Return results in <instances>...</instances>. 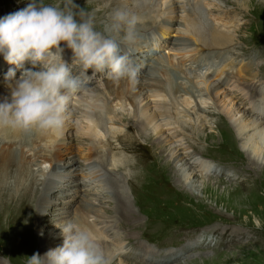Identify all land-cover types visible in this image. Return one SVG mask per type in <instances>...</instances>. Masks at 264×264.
Returning a JSON list of instances; mask_svg holds the SVG:
<instances>
[{"label":"rangeland","instance_id":"rangeland-1","mask_svg":"<svg viewBox=\"0 0 264 264\" xmlns=\"http://www.w3.org/2000/svg\"><path fill=\"white\" fill-rule=\"evenodd\" d=\"M252 1L254 2V0H138V2L133 3V7L137 5L136 7L139 8L142 2L152 6V13L149 15L148 21L155 25L165 18L167 20V7L179 5L182 8L176 11L175 20L173 17L172 27L168 30L169 41L151 57L155 60L157 56L166 57L168 61L173 63L174 68L171 63H168V69H166L175 85L183 83L194 93L206 91V84L210 87L216 85L218 83L217 78L210 79L207 69L198 67V72L190 70L188 72L189 66L183 68L179 64L182 60L192 59L190 55H195L198 49L199 54L196 56L201 57L209 56L206 53L214 50L215 53L222 52L224 57H221V60L218 59V63L209 60L210 66H215V70L221 71L220 65L232 62L234 65L231 68L236 71L248 62L247 59H250L249 61L252 63L250 73L254 72L248 76L247 83L252 88L262 89L261 91L264 93V17L260 16V12L262 14L264 11L262 8L264 3H261L264 0L261 2L255 0L256 10L254 12L249 11ZM32 2L33 0H0V18L15 14L25 9ZM42 2L46 5L63 7L65 0H42ZM35 3L39 5L40 0H35ZM73 4L77 6L75 11L82 9L88 14L93 13L91 8H99L95 0H73ZM240 5H243L242 11ZM122 10L126 11V6ZM192 13L200 22V28L208 27L218 33L231 35L229 46L212 50H203L201 45L200 47L197 46L191 27L184 22V17H187L186 15L191 16ZM222 16L226 18L224 19ZM227 16L234 19L231 20L233 24L230 28L223 27V23L229 19ZM221 17L222 19H220ZM104 20L98 24L108 29L110 19ZM138 34L141 37L147 35V39H152V44L156 45L154 43L156 41L155 34L150 33L148 35L145 30ZM176 41H184L189 46L176 48L173 45ZM61 46H65L63 42ZM130 61L132 64H136L133 63L132 59ZM65 62L68 63V61ZM178 66L182 67L183 72L190 73L188 78L192 79L191 84L186 78V74L179 71ZM12 69L17 74L15 66ZM38 70L39 67L34 68V71ZM8 72L4 74L7 76ZM75 72L76 74H74ZM75 72L72 73L74 76L81 75L82 80L84 79L81 70L77 69ZM106 79L102 76L96 77L92 83L83 89L81 88L80 93L74 97L65 114V122L68 123L65 134L69 137V144L62 145L58 149L59 155L63 159L58 168L60 171L66 169L70 164L69 160L79 162L71 173L59 172L52 177L53 184L51 187L54 189L61 187L65 199L72 203L70 205L72 212L64 221L79 225L77 215L79 216L83 207L82 198L85 197L84 194L88 195L86 193L88 191L85 189L95 186L90 179H87L90 177L88 174L94 173L92 176H96V174H105L106 176L107 174L114 177L115 181L113 182H120L122 187L119 189L122 190V197L132 205V212L135 214V218L129 227L123 226L122 228L121 225L113 223L114 234L111 231L107 232L109 240L107 244L102 243L100 238L99 245L106 256L111 258L110 264H159V261L164 258L163 254L166 253L175 255V258L162 264H264V149L261 148V152L255 156V160L258 162L250 166L247 157H245L250 148L245 143L247 140L243 135L245 131L240 129L239 123L240 121L243 123L258 121V114L264 113V100L251 99L246 95V92H240L245 88L243 89L241 85L242 78L236 76L235 82H232L234 84L227 86L222 91L232 94L226 99H224L223 93H220L216 101L207 96L199 98L189 96L187 98L189 106L180 101L183 100L180 98L176 105L177 109H174L172 105H169L172 103L169 97L144 95L136 100V106L130 105L129 102H127L128 104L113 105L114 113L109 115L111 119H106L108 115L105 107L110 101L106 95L96 93L97 91L99 93L104 92L106 84L112 82ZM142 79L143 77H140L139 81ZM8 84L9 81L0 87V91H3ZM239 87L243 90L238 89ZM115 91L117 92L118 89ZM123 98H126L125 94H123ZM138 111H142L150 118V126L142 133L151 142H158L161 146L163 145L159 149L156 146V150H143L142 148L135 150L136 146L139 147V144H143L138 137L139 133L136 128L137 123H139L137 121L139 117H136ZM176 113H179L180 123L175 122V119H178L175 117ZM90 115L102 117L101 121L96 123ZM219 115L224 116L226 123L229 122L227 129L231 127L230 130L218 129ZM139 119L146 121L144 116ZM168 124L172 132L179 135L180 138L182 137L183 147H180V143L174 139L172 140L173 137L169 131H165ZM173 128L174 130H172ZM87 129L95 136L86 139L87 136L84 131ZM87 135H89L88 132ZM131 141L135 145L134 150L125 149L126 144ZM219 146H224L228 150L213 148H219ZM94 148L98 154L96 159L94 150H88ZM182 148L187 150H181ZM47 150L49 151L48 148ZM152 151H155L154 158L145 168L147 178L149 176L148 181L171 186H168L167 190L157 189V191L159 190L158 195L148 193V197L145 198L143 191L131 187V182L137 174L133 166L141 156L152 154ZM181 151L194 153L190 163L185 159H177ZM230 151L238 156L240 161L235 159L234 163H231L229 160ZM89 157L94 159L92 164L87 162ZM51 162H37L35 166L33 165L35 179L39 181V183L37 181L36 186L38 189L40 187V192L44 190V182L51 177L53 165ZM88 165H93V170H86ZM105 176L101 177L105 179ZM101 177L99 176V179ZM75 181H77V185ZM110 185L108 184L106 187L113 189L114 187ZM93 191H89V195ZM57 193L59 191L52 192L48 198H43L44 201L46 199L51 202L44 228H39L40 223L36 221L39 210L35 208V205L27 207V209L29 208V215L14 220L29 224L34 229V234L38 235V238L40 237L39 244L48 241L53 233L59 229L58 223L61 220H58L55 215L59 212V207L65 206V204L62 203L64 199L62 202L53 201ZM98 196H102V194ZM157 196L158 199L155 200ZM0 199V202L6 205V215L0 219V264H28L29 257L38 253L32 245V241L30 240V243L25 245L22 241L23 237H21L22 232L18 233L16 238L8 239L4 230L9 219L11 221L10 217H16L18 214V206L14 203L19 199L8 200L9 198L1 195V193ZM86 199L90 201L89 197ZM91 202L95 205L96 216L103 218H108L118 207L116 204L111 205L112 200L104 202L91 200ZM22 203L19 200L18 204L21 205ZM93 217L90 218L89 223L84 224L81 228H86L92 233L96 229L95 223H93L96 218ZM149 223L150 226L148 227ZM64 224L62 223V226ZM130 236L142 240V243H139L142 246L140 245L141 248L137 249L135 254L131 256L132 259L128 257L125 259L124 256L120 257L118 254L122 252L124 255L134 251L131 249L132 246L124 245L121 250L115 244L120 240H128ZM96 241L98 240L96 239ZM139 255L145 258L139 259Z\"/></svg>","mask_w":264,"mask_h":264},{"label":"bare ground","instance_id":"bare-ground-1","mask_svg":"<svg viewBox=\"0 0 264 264\" xmlns=\"http://www.w3.org/2000/svg\"><path fill=\"white\" fill-rule=\"evenodd\" d=\"M261 1L262 0H260L259 2H261ZM95 2H96V5L99 6V8L98 7H97L98 9H95L96 7L91 8L92 12H93L91 15H93V17H94L95 24H96L95 25L96 30L101 31V32L105 31L104 32L105 35H109L110 33L107 31V29L103 28L104 26L102 27L98 23L100 21H103L104 19H110L111 14L116 9H120V8L124 9L126 6V11L132 15L137 16L138 21H139L137 24V39H136V41L132 44H127L125 46L121 45V49H123L122 54H124V52H127L130 55V58L132 59V61L136 63V65L138 66V69H139L138 77H139V79H140V77H143V79L140 81L138 79V83L135 86H130L126 80H122L118 85L114 84L113 82H108L106 84V88H105L104 92H100V93H99V91L96 92L98 95H100V94L106 95V98H108V100L110 101L109 104H107L105 107L107 115H108V118H106V119H111V116H109V115L114 113L113 107H112L113 105L126 104L127 102H129L130 105L136 106V104H135L136 100L139 97H143L144 95H148L150 97H158V96L169 97L171 99V102H172L169 105H172V107L174 109L176 108V105L179 103L178 101L180 98L181 99L183 98V100H180V101H182L186 106H189L190 105L189 101L187 102V98L189 96H192V97L197 96L198 98L207 96L209 99L216 101L219 98L220 93H223L222 91H224L227 88V86H232L234 84L232 82L236 79V76H238L239 78L240 77L242 78L241 85L243 86V89L245 88L243 90L242 88L239 87L238 89L243 90L240 92H246V95L249 96L251 99L256 98L258 101H260V100L262 101V99L264 100V93H262V91H261L262 89L259 90L256 87L252 88L247 83L248 82V76L249 75L251 76V74L254 72L253 71L252 73H250L251 72V64H252L249 61L250 59L249 60L247 59L248 62L246 64H244L242 67L240 66L238 69H236V71L232 70L231 67L234 64L231 62L230 64L220 65L222 69H220L221 71H219L217 69L219 71L218 72L217 70H215V66H212V65L210 66V63L212 61H213V63H218L217 61H218V59L221 60V57H223V53L222 52L215 53V52H213L214 50L209 51V52L206 51L207 53L206 52L205 53L209 54V56L204 55L201 57V56H196L197 54H199V49H198L196 52L194 51L195 55H193V56L190 55V57H192V59L190 58L189 60H186V59L182 60L179 64H181V66L183 68L185 66H187V67L189 66L188 72H189V70L193 71V72H198V69H199L198 67H203V68L207 69V71L209 72V78L210 79H212V78L216 79L217 78L216 80L218 83L216 85H213L210 87L206 84V91H197L196 93H194L193 91H190L189 87H187L185 84L179 83V84L175 85L171 81V77L167 71V69H168L167 65H168V63H171L172 67L174 68L173 63L171 61H168V59L166 57L157 56L156 57L157 59L155 60V58L154 59L151 58L152 56H150L149 54L150 53H152V54L156 53L160 48L165 46L167 44V42L169 41L168 40V30L170 29V27H172V22H173L172 20H173L174 15L176 14V11H178L181 8L179 5H173V6L167 7V9H166L167 10V12H166L167 20H165L166 19L165 18L163 21H160L157 25H155V24H152L148 21V19H149L148 17L152 13V11H151V9H153L152 6L150 7V5H148V4L146 5L142 2L139 8L136 7L137 5L135 7H133V3L138 2V0H95ZM254 2H255V0H254ZM254 2L253 1L251 2L250 8H249V11H251V12H254L256 10V8H255L256 5H254ZM261 3H264V1H262ZM244 4H245V6L247 5L246 1ZM255 4H257V3H255ZM243 5L239 6L241 8V11L243 9ZM259 6H261V5H259ZM262 8H264V5L262 6ZM254 14H256V13H254ZM263 14H264V11H262V14L260 12L261 17H264ZM108 15H110V16L108 17ZM189 15H191V14H189ZM186 16L187 17H184L185 18L184 22L186 25L191 27V29L193 31L194 39L196 41L195 43L199 47L201 45V49L212 50V49L219 48V47L221 48V47H225V46L228 47L229 46V43L231 41V37H230L231 35H228L227 33H224V34L218 33L217 31H214L213 29L208 28V27H205V29H202V28H200V25H201L200 22L197 20L195 15H193V13L191 16H188V15H186ZM222 17L220 19H222ZM234 17H236V16H234ZM227 18H229V16H227ZM174 20H175V17H174ZM218 20H219V18H218ZM231 20H234V19L229 18L226 22L223 23V27L230 28L231 24H233ZM248 21H250V20H248ZM104 22H105V20H104ZM109 23H110V21H109ZM142 30L143 31L145 30L148 35H150V33L155 34L154 36H156L155 37L156 41L154 43L156 45L152 44V42H151L152 39L151 40L147 39V35H144L143 37H141V35L138 34ZM122 36L123 35L121 34V37ZM173 45H175L176 48L177 47L183 48V47L189 46V44L184 43V41L183 42L176 41ZM61 47H64V49H65L64 52L62 53V58L66 59L68 61V63H67L68 65H71L72 64V55H73L72 51L67 49L66 46H61ZM230 48H232V47H230ZM221 51H222V49H221ZM229 51H230V49H229ZM259 56H260V54H259ZM187 57L188 56H186V58ZM150 58H151V60H150ZM209 60L211 62H209ZM10 67L14 68V65L11 66V65H8V63H7V65H6L7 70L0 71V72L2 74H4L5 72L9 71ZM38 67H39L38 71H40L41 66H38ZM182 67L178 66V69L180 72H183ZM35 69H36V67H35ZM77 69H79V68L74 67L72 69V73H74V71H76ZM175 70H176V68H175ZM224 73H225V75H224ZM183 74H186V76H187L186 78L190 81V84H191L192 79L188 78V74H190V73H185V71H184ZM87 75L92 76V70L91 69L88 70ZM178 75H179V73H178ZM82 76H84V75H82ZM101 76L106 77V75L104 73H97L96 75L92 76V78H89V79H86L84 76V79L82 80V88H84L88 84L92 83V81L95 80L96 77H101ZM106 80H108V79H106ZM205 83H203V84H205ZM115 89H118V91L116 92ZM204 89H205V86H204ZM123 94L126 95L125 99L123 98ZM223 94H224V99H226V98H228V96L232 95L231 93H229L230 95L227 93H223ZM6 97L10 99V88H9V86H7L3 91H0V102H3L4 98H6ZM238 97H236V98L238 99ZM178 107H179V105H178ZM167 108L170 109V107H167ZM143 116L146 118V121L139 119ZM90 117H92L91 119L93 121H95L96 123H98L99 120L101 121V118H102V117H98L96 115L95 116L90 115ZM136 117L137 118L139 117L137 120V121H139V123H137V126H136L137 132L139 133L138 137H139V139H141L140 141H142L141 143H143V144H139L138 145L139 147H137V146L135 147V145L131 141V142H129V144H126L127 147H125V149L134 150L133 147H135L136 148L135 150H140L141 148L143 150H148V149L149 150H156V146H157V149L162 147L163 145L161 146L160 143H158V142L157 143H155V142L153 143V141L151 142L142 133L150 126V118L147 117V115L145 113H142V111H140V112L138 111ZM175 117L178 118V119H175V122L180 123L181 119L179 117V113H176ZM257 118H258V121L252 122V123H245V122L243 123L241 121L239 122L241 125L240 129L242 128L243 132L245 131V133L243 134L247 139L245 143L250 148L249 152H247L245 154V157H247L246 159L248 160L250 166L253 163L256 164L258 162L255 160V156L261 152V150H260L261 148L264 149V113H259ZM227 123H229V122L227 121ZM227 123H226V121H224V116H220V115L218 116V120H217L218 129L226 130L227 129ZM67 128H68V123L65 122L63 128L60 130V132L58 134L49 132L47 134L32 133V134L28 135V134L13 133L10 131H0V193H1V195L5 196L6 198H9L8 200L19 199L23 202L21 205H19L18 204L19 200L15 201L14 204H17V206H18L17 207L18 214L16 215V217H13V216L10 217L11 221L9 219V223L7 224L6 227H4V230L8 236V239L16 238V235L18 233L22 232L21 237H23V239H22L23 243L25 245H28L30 243L29 241L31 240L32 245H34L35 249L37 250V252L40 254L41 257H43L47 251L53 250L57 247L62 246L64 237L62 235L61 229L59 228L57 230V232H54L48 241L46 240L45 242H42L41 244H39L38 241L41 239H40V237L38 238V235L36 236L34 234V232H33L34 229H32V227H30L29 224H27V223L24 224L22 222H16L14 220H16L17 218H20V217H24L25 215H29V208L27 209V207H33L35 205V208L39 210L38 215H36L37 216L36 221H38L40 223V225L38 224L39 228L40 227L44 228V226H45L44 224L47 221L46 217L48 214V208L50 207L51 202L46 200V199L44 201L43 198H45V197L48 198V197H50V194L52 192L54 193L56 191H59V193L55 194L53 201L57 200V202H62V199H64V202H62V203L65 204V206L59 207V212H57L55 216L58 217V220H61V222L58 223L59 226L62 227V223H65V224L67 223L64 220H66L65 218H67L68 214H70L72 212L70 209V205L72 203L68 199H65L66 197H65V194L63 193V190L61 189V187L57 188V189L56 188L54 189L51 187L53 184V178L52 177L55 176V174H57L59 172H63V174L71 173V171L76 168V165L79 162V161H74V160L70 161L69 160L70 164L68 165V167L66 169H63V170L61 169V171H60V169L58 168V165L63 160L61 158V156L59 155L60 153H59L58 149L62 145L65 146V145L69 144V137L65 134V130ZM96 128H97V125H96ZM228 129L230 130L231 127H228ZM172 130H174V128ZM165 131L166 132L169 131L170 134H172V137H173L172 140L174 139L175 141L180 143V147H183V144L181 142V141H183L182 137L180 138L179 135L172 132L169 129V124H168V127L166 128ZM87 132L89 135H87ZM84 134L87 136L86 139H88L89 137L95 136V134H93L89 129L85 130ZM238 139H240V138H238ZM234 140H236V139H234ZM44 147L46 150L44 149ZM47 148L49 149V151L47 150ZM213 148L216 150H228L224 146H219V148H216V147H213ZM88 150H94L95 159L98 157V154L96 153L95 148L94 149H88ZM181 150H187V149L182 148ZM193 154L186 153V151H181V153L179 154V157L177 159H180V160L185 159L187 162L189 161V163H190ZM154 155H155V151H152V154L149 153V154H146L145 156L144 155L141 156L137 160V162L134 164L135 166H133L135 168V170L137 171V174L131 182V187L135 188V189H140L141 191H143L145 193V198L148 197L149 194L158 195L159 190L157 191V189L167 190L166 188H168V186H171V185L164 184V183L156 184V182H154V181H152V182L148 181L149 176L147 178L145 168H146L148 163L152 162ZM233 155H234L233 152L230 151L229 160H231V163H234L235 159H237V161H240L238 156L234 155L235 156L234 157ZM85 157H86V155H85ZM93 160L94 159H90V157H89L87 162L92 164ZM47 161H52L51 164H53L52 170H51V175H50L51 177L47 181L44 182V184H45L44 190L42 192H40L41 191L40 187L38 189L36 186L38 180L35 179V174L33 173V165L35 166L37 162L39 163V162H47ZM92 166L90 165L88 168H86V167L85 168H86V170H89V169L93 170ZM74 171H76V170H74ZM93 174L94 173H89L88 175H90V177H88L87 179H90L91 183L95 184V186L94 185L91 186V183H90L91 188L89 187L90 189L89 188L85 189V191H88V192H86V193H88V195L84 194L85 197L82 198L83 199L82 201H84V203L82 202L83 207L81 209V213L79 214V216L77 215V219H78L77 222L79 223L78 226L82 227L84 224L89 223L90 218L95 216L96 219H95V222L93 221V223H95L94 227L96 229H94L92 234H93L94 238H96L98 240L97 241L98 243H99L100 238H101V242L104 244H107L109 241L107 232L111 231L114 234L113 223L121 225L122 228H123V226L129 227L131 225L133 219L135 218V214H133V212H132V205L122 197V192H121L122 190L119 189L122 186H121L119 181L113 182L115 180H114V177L111 175L106 174V176H105V174H103L105 176V179H104L103 177H101V176H103L101 174L100 175L96 174V176H92ZM99 176L101 177V179H99ZM75 182L77 185L78 184L77 181H75ZM38 183H39V181H38ZM115 183H117L118 185ZM108 184H111L114 188L108 189V188H110V187H106V186H108ZM255 187L257 188V185H255ZM171 189H172V191H174V189L172 187H171ZM92 190H94L95 192L93 191L89 195V191H92ZM99 194H102V196H98ZM161 194H165V193H161ZM111 195H112V197H110ZM255 195H256V193H255ZM87 197L90 198V201L89 200L87 201V199H86ZM150 198L151 197L149 196V199ZM156 199H158V196L155 197V200ZM91 200L92 201L93 200H96V201L101 200L103 202L106 200H108V201L112 200L111 205L116 204V205H118V207H117V210L113 211L112 214H110L108 218L99 217L98 215L96 216V214H95L96 208H95L94 203L91 202ZM5 210H6V205L4 203L0 202V219H2L6 215ZM117 218H118V220H117ZM6 221L8 222V219ZM33 221H34V219H33ZM149 226H150V223L148 224V227ZM123 237H125V236H123ZM147 239H149V238H147ZM128 240H126V241L120 240V241H118V243L115 244V246L117 248L119 247L121 250L124 247V245L132 246L131 249H133L134 251L129 252L128 254H124V255L122 254V252H120L118 254L120 257L124 256L125 259H128V258L132 259L131 256L133 254H135V251L137 249L139 250V248H141L142 245L139 243H142V240L135 239V237H132V236H130ZM147 242H149V241H147ZM163 255H164V258L162 260H160L161 262L159 261V264L170 262L173 260V258H175V255L173 256V254L170 255L169 253L168 254L166 253ZM6 256L9 257L8 254H6ZM141 257L145 258L142 255L138 256L139 259ZM109 259H111V258H109ZM11 261H12V259H11Z\"/></svg>","mask_w":264,"mask_h":264},{"label":"clouds","instance_id":"clouds-1","mask_svg":"<svg viewBox=\"0 0 264 264\" xmlns=\"http://www.w3.org/2000/svg\"><path fill=\"white\" fill-rule=\"evenodd\" d=\"M73 0H65L63 7L46 5L35 0L25 9L0 18V55L16 69H25L29 62L40 71L25 69L19 79L9 69L10 99L0 102V131L19 134L59 133L65 114L82 88L79 76L72 69L79 68L85 77L104 73L114 84L126 80L130 86L138 83L139 69L128 54H122V44L137 39L138 17L116 9L110 16L105 35L95 28L94 17L75 11ZM121 34H123L121 38ZM72 51V64L62 59L64 47ZM92 76H88V70ZM58 226V225H57ZM63 245L49 250L43 257L36 253L28 264H110L93 234L86 228L68 222L58 226Z\"/></svg>","mask_w":264,"mask_h":264}]
</instances>
